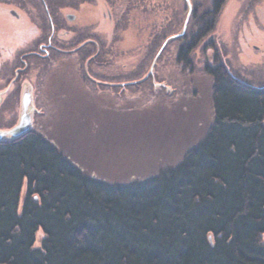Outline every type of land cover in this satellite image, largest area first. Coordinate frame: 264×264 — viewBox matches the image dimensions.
I'll return each instance as SVG.
<instances>
[{
    "label": "trees",
    "instance_id": "obj_1",
    "mask_svg": "<svg viewBox=\"0 0 264 264\" xmlns=\"http://www.w3.org/2000/svg\"><path fill=\"white\" fill-rule=\"evenodd\" d=\"M195 12L196 43L215 21ZM205 73L211 119L143 178L98 176L38 128L0 141V264H264V84Z\"/></svg>",
    "mask_w": 264,
    "mask_h": 264
},
{
    "label": "rangeland",
    "instance_id": "obj_2",
    "mask_svg": "<svg viewBox=\"0 0 264 264\" xmlns=\"http://www.w3.org/2000/svg\"><path fill=\"white\" fill-rule=\"evenodd\" d=\"M144 1L150 8L124 13L121 29L113 28L114 19L107 21L108 41L121 36L123 52L114 49L115 54L101 57L105 68H91L95 82L65 58L19 79L18 93L11 82L0 90V129L17 123L21 92L30 87L32 128L52 135L89 171L126 181L171 163L207 125L212 114L207 65L221 62L240 79L264 84V0H223L217 14L212 12L214 0H189L191 12L179 37L185 1ZM248 5L250 15L244 17ZM194 8L198 26L205 18L214 16L215 21L214 29L196 43ZM190 44L196 46L186 62V52L178 53ZM42 236L41 230L36 233L35 247Z\"/></svg>",
    "mask_w": 264,
    "mask_h": 264
},
{
    "label": "flooded vegetation",
    "instance_id": "obj_3",
    "mask_svg": "<svg viewBox=\"0 0 264 264\" xmlns=\"http://www.w3.org/2000/svg\"><path fill=\"white\" fill-rule=\"evenodd\" d=\"M144 4V0H0V90L11 82L18 93L19 79L32 71L38 73L46 62L52 68L65 58L79 65L81 76L95 82L97 76L91 68H105L101 57L115 54L114 49L123 52L121 36L108 41L107 21L114 19L113 28L121 29L124 13L150 8ZM249 5L244 17L250 15ZM184 52L181 47L178 56Z\"/></svg>",
    "mask_w": 264,
    "mask_h": 264
},
{
    "label": "water",
    "instance_id": "obj_4",
    "mask_svg": "<svg viewBox=\"0 0 264 264\" xmlns=\"http://www.w3.org/2000/svg\"><path fill=\"white\" fill-rule=\"evenodd\" d=\"M187 6L186 19L184 21L183 29L181 34L176 35L179 37L184 34L185 25L188 21L191 6L189 0H184ZM2 94V93H0ZM32 115V94L30 87H24L20 95V112L17 123L9 129H0V141L17 139L32 129L33 125Z\"/></svg>",
    "mask_w": 264,
    "mask_h": 264
}]
</instances>
